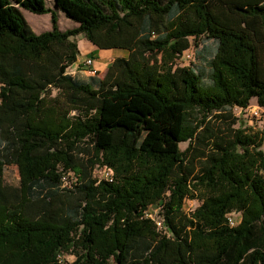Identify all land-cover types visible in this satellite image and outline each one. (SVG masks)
<instances>
[{
	"label": "trees",
	"instance_id": "16d2710c",
	"mask_svg": "<svg viewBox=\"0 0 264 264\" xmlns=\"http://www.w3.org/2000/svg\"><path fill=\"white\" fill-rule=\"evenodd\" d=\"M78 35L126 57L74 78ZM201 37L205 78L176 63ZM251 99L264 109V0H0V264H264L263 132L207 121Z\"/></svg>",
	"mask_w": 264,
	"mask_h": 264
},
{
	"label": "rangeland",
	"instance_id": "374dc122",
	"mask_svg": "<svg viewBox=\"0 0 264 264\" xmlns=\"http://www.w3.org/2000/svg\"><path fill=\"white\" fill-rule=\"evenodd\" d=\"M49 7H52L51 3H48ZM24 18L26 19L27 23L31 27L32 31L35 34H40L45 31L51 30V20L49 14H42V15H36L32 14L28 11H22ZM58 19V28L61 31H65L68 29L75 28L77 24L69 19H67L61 12H58L57 14ZM77 41V46H79L80 49V55L78 57V61L71 65L67 70V74L73 76L74 78L80 79L81 81H91V80H99L102 79L103 76L106 73L107 66H98L94 67L97 71L95 74L88 73V70L86 67H84V61L87 58H92L93 55H86L83 53V49L86 48L82 44V42L86 39L83 37V35H78L75 37ZM191 41V47L188 51L184 52L179 60L176 61V63L180 66H190L195 68L198 72H200L203 77L205 78L208 73V61L211 58V56L214 53L215 50V42L212 40H208L204 37H201L197 40H193L190 38ZM88 42H86L87 44ZM196 44V45H195ZM94 54L98 52V49H95ZM119 53V57H126V53L122 50H115V53ZM95 58V56H94ZM94 60V59H93ZM57 94L56 90H52V96H55ZM254 111L257 112L256 115H254ZM230 114L231 118L228 120H225L223 118L224 115ZM71 116L74 115V112L70 114ZM237 119V122L232 126L233 128L240 127L241 129H244L246 132L254 133V132H263V140H264V109L257 107L256 100L251 99L249 102V106L245 109L240 108H227L225 111L222 112H213L207 116V121H209L210 125L214 127V129L221 130L222 133H226V129L228 127V124L233 120ZM188 146V143H181L180 149L184 150ZM262 149H264V141L262 145ZM96 177L101 176V171L95 172ZM75 180V175L72 173L66 177V185H69L71 181ZM3 182L6 185H10L12 187H17L19 185V176L17 172V168L14 166H6L3 170ZM65 185V184H64ZM65 185V186H66ZM199 205V202L197 200H191L187 201L185 204V209H193L196 208ZM233 223L236 224V220L234 217H232ZM74 260V257L72 255H68L64 258L65 263H70ZM63 262V261H62Z\"/></svg>",
	"mask_w": 264,
	"mask_h": 264
},
{
	"label": "built area",
	"instance_id": "2783aa9c",
	"mask_svg": "<svg viewBox=\"0 0 264 264\" xmlns=\"http://www.w3.org/2000/svg\"><path fill=\"white\" fill-rule=\"evenodd\" d=\"M83 64H84V67H86L87 69H89L88 70V73H90V74H95L96 73L97 70L94 68L95 67L94 66V60L92 58H87L84 61ZM259 108L260 107H258V109ZM253 113H254V115L257 114L256 111H254ZM101 177H104L105 179H108V180L111 181V174L108 171H106V170L101 171ZM159 211H160V208L159 207L158 208H152V207H150V208H148V209H146L144 211V217L145 218H148V219H151L155 223V225H156V227L158 229L163 230L164 229L163 228V224H162L161 220L158 218V215H157V213ZM228 222H229V224L231 226H234L235 225V223H233L232 216L231 217H228Z\"/></svg>",
	"mask_w": 264,
	"mask_h": 264
},
{
	"label": "crops",
	"instance_id": "0c3cea01",
	"mask_svg": "<svg viewBox=\"0 0 264 264\" xmlns=\"http://www.w3.org/2000/svg\"><path fill=\"white\" fill-rule=\"evenodd\" d=\"M86 42H88L87 40L83 41L82 44L84 46H86L85 49H83V53H85L87 56L90 54V55H93V59H94V66L95 67H98V66H104L105 67L110 64L115 58H118L119 56V53H115V50L113 49H108V50H98L97 54L95 53L94 54V50L97 49L94 45H92L90 42H88L86 44ZM78 50H79V55H80V49H79V46H78ZM78 55V57H79ZM95 56V58H94ZM78 57H77V61H78ZM76 61V62H77Z\"/></svg>",
	"mask_w": 264,
	"mask_h": 264
}]
</instances>
